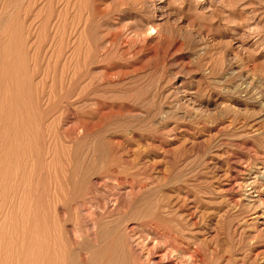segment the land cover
I'll use <instances>...</instances> for the list:
<instances>
[{
  "label": "rangeland",
  "instance_id": "374dc122",
  "mask_svg": "<svg viewBox=\"0 0 264 264\" xmlns=\"http://www.w3.org/2000/svg\"><path fill=\"white\" fill-rule=\"evenodd\" d=\"M147 232L264 264V0H0V264Z\"/></svg>",
  "mask_w": 264,
  "mask_h": 264
},
{
  "label": "bare ground",
  "instance_id": "6f19581e",
  "mask_svg": "<svg viewBox=\"0 0 264 264\" xmlns=\"http://www.w3.org/2000/svg\"><path fill=\"white\" fill-rule=\"evenodd\" d=\"M122 172V171H121ZM106 173V172H105ZM110 173V172H109ZM145 185V184H144ZM148 188V187H147ZM152 191V190H151ZM148 193V192H147ZM146 193V194H147ZM154 195V194H152ZM150 196V195H149ZM161 197V196H160ZM165 198V197H164ZM164 201V200H163ZM169 204V203H168ZM163 205V204H162ZM157 207V206H156ZM170 207V206H169ZM156 209V208H155ZM154 211V210H153ZM159 212V211H158ZM145 213V212H144ZM169 214V213H168ZM138 218V217H137ZM111 219V218H110ZM148 219V217H147ZM155 219V218H154ZM150 221V220H149ZM144 222V221H143ZM141 223V222H140ZM135 226V225H134ZM130 228V227H129ZM152 228V227H151ZM129 231V230H128ZM158 231V230H157ZM155 232V231H154ZM154 232H147L146 235H143L145 237H140L142 242L146 241V243H149L147 245V250L149 255L153 254L155 255V258L157 261H155V264H200V257L201 250L199 248H195L191 250V248L185 243L182 242V246L185 247L183 250H174L171 249V246H168L165 243H162L160 239H158L157 234ZM137 234V232H136ZM138 238V235H136ZM133 238V237H132ZM139 238V239H140ZM176 239V238H175ZM184 239V238H183ZM173 240V239H172ZM138 241V240H137ZM141 241L139 240V243ZM180 244V242H179ZM194 246V245H192ZM174 247V246H172ZM194 248V247H192ZM145 253V252H144ZM148 255H146L147 258ZM149 257V256H148ZM202 258V257H201ZM146 260V259H145ZM153 263V262H152Z\"/></svg>",
  "mask_w": 264,
  "mask_h": 264
}]
</instances>
